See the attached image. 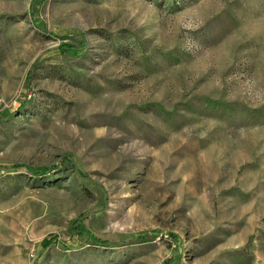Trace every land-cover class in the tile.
Returning <instances> with one entry per match:
<instances>
[{
    "label": "rangeland",
    "instance_id": "obj_1",
    "mask_svg": "<svg viewBox=\"0 0 264 264\" xmlns=\"http://www.w3.org/2000/svg\"><path fill=\"white\" fill-rule=\"evenodd\" d=\"M0 113V264H264V0H0Z\"/></svg>",
    "mask_w": 264,
    "mask_h": 264
},
{
    "label": "trees",
    "instance_id": "obj_2",
    "mask_svg": "<svg viewBox=\"0 0 264 264\" xmlns=\"http://www.w3.org/2000/svg\"><path fill=\"white\" fill-rule=\"evenodd\" d=\"M70 33V34H69ZM68 35H71L72 34V31H69ZM58 48L60 49H66V50H71V51H83L85 49H82L79 47V46H75L74 44L72 43H63L61 46H59ZM2 113H0L1 115ZM80 228V227H79ZM80 233H85L87 234L90 239L96 243H99V244H105L107 242L106 239L102 238L101 236L95 234L93 231H91L90 229L88 228H85V227H82V229L79 230Z\"/></svg>",
    "mask_w": 264,
    "mask_h": 264
}]
</instances>
